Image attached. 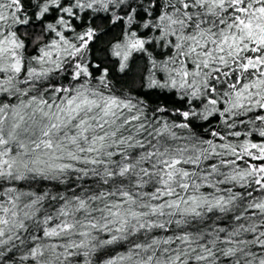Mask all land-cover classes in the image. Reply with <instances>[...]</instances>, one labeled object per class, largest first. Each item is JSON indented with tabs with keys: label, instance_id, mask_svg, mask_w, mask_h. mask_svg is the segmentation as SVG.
Returning a JSON list of instances; mask_svg holds the SVG:
<instances>
[{
	"label": "snow or ice",
	"instance_id": "snow-or-ice-1",
	"mask_svg": "<svg viewBox=\"0 0 264 264\" xmlns=\"http://www.w3.org/2000/svg\"><path fill=\"white\" fill-rule=\"evenodd\" d=\"M0 264H264V0H0Z\"/></svg>",
	"mask_w": 264,
	"mask_h": 264
}]
</instances>
